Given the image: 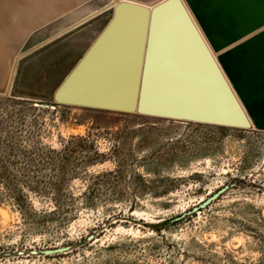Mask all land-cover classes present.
Wrapping results in <instances>:
<instances>
[{"label":"rangeland","instance_id":"374dc122","mask_svg":"<svg viewBox=\"0 0 264 264\" xmlns=\"http://www.w3.org/2000/svg\"><path fill=\"white\" fill-rule=\"evenodd\" d=\"M2 34L0 264H264V126L58 102L46 46Z\"/></svg>","mask_w":264,"mask_h":264},{"label":"crops","instance_id":"0c3cea01","mask_svg":"<svg viewBox=\"0 0 264 264\" xmlns=\"http://www.w3.org/2000/svg\"><path fill=\"white\" fill-rule=\"evenodd\" d=\"M118 1L0 0V32L5 31V38L17 36L6 38L7 44L16 45L22 41L18 38L25 35L23 45L36 36L35 45L46 46L48 78H53L58 69L59 88L73 76L66 85L64 97L81 103L65 104L122 111L96 105L124 104L126 97L123 90L117 89L113 71L105 69L116 62L112 53L105 56L99 49H93L112 21ZM132 1L147 5L158 3L156 0ZM183 1L193 13L246 114L251 121L264 126V0ZM126 100L129 101V96Z\"/></svg>","mask_w":264,"mask_h":264},{"label":"water","instance_id":"95a60500","mask_svg":"<svg viewBox=\"0 0 264 264\" xmlns=\"http://www.w3.org/2000/svg\"><path fill=\"white\" fill-rule=\"evenodd\" d=\"M173 6L177 10L168 11ZM174 18L182 19L186 26L176 25L170 20ZM93 49H99L105 56L112 53L116 62L105 69L113 71L117 89L123 90L126 98L129 96L124 104L101 102L97 106L227 125H250L236 93L183 0H163L154 6L119 0L112 21ZM170 60L176 65H170ZM72 77L57 91L58 102L81 103L64 97ZM226 189L227 186L219 189L201 206L210 204Z\"/></svg>","mask_w":264,"mask_h":264},{"label":"trees","instance_id":"16d2710c","mask_svg":"<svg viewBox=\"0 0 264 264\" xmlns=\"http://www.w3.org/2000/svg\"><path fill=\"white\" fill-rule=\"evenodd\" d=\"M32 163V162H31ZM192 214V213H191ZM190 214V215H191ZM190 215H188V216H190ZM188 216H185V218L186 217H188ZM182 220H184V217H181L180 219L178 218L177 219V216L176 217H172V218H170V219H168V220H166V221H164V222H162V223H158L157 224V227H156V230H158V232H161L162 231V228L165 226V227H170L171 225H173V224H176V223H178V222H180V221H182ZM173 222V223H172ZM167 223H169L168 225H167Z\"/></svg>","mask_w":264,"mask_h":264}]
</instances>
